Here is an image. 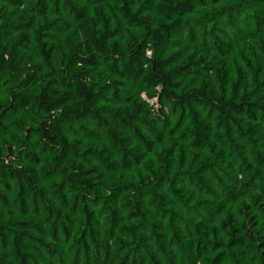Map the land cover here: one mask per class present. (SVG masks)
I'll return each instance as SVG.
<instances>
[{
  "label": "trees",
  "instance_id": "trees-1",
  "mask_svg": "<svg viewBox=\"0 0 264 264\" xmlns=\"http://www.w3.org/2000/svg\"><path fill=\"white\" fill-rule=\"evenodd\" d=\"M0 264H264V0H0Z\"/></svg>",
  "mask_w": 264,
  "mask_h": 264
},
{
  "label": "clouds",
  "instance_id": "clouds-1",
  "mask_svg": "<svg viewBox=\"0 0 264 264\" xmlns=\"http://www.w3.org/2000/svg\"><path fill=\"white\" fill-rule=\"evenodd\" d=\"M61 14L64 17H67L68 16V14L66 12H64L63 10H62V13ZM5 100H7V97H5ZM141 132L144 133L145 135H148L149 134V132L144 128L143 125H141Z\"/></svg>",
  "mask_w": 264,
  "mask_h": 264
}]
</instances>
